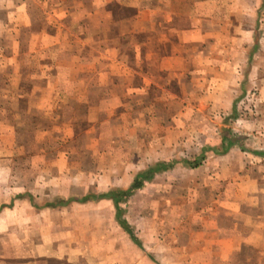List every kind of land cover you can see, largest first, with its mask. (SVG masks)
Instances as JSON below:
<instances>
[{
  "label": "crops",
  "instance_id": "crops-1",
  "mask_svg": "<svg viewBox=\"0 0 264 264\" xmlns=\"http://www.w3.org/2000/svg\"><path fill=\"white\" fill-rule=\"evenodd\" d=\"M95 1L0 0V138L16 136L14 124L7 126V117L15 119L23 104L30 105V113L39 115L45 107L58 104L53 95L61 89L76 90L81 94L77 104L84 105L89 103L83 93L87 89L103 90L107 93L105 97H110L109 91L116 88L123 92L112 96L117 102L114 104L124 107L120 111L136 117V126L133 123L130 128L145 126V136L139 139L145 137L146 146L147 139L160 138L159 132L169 131L170 121L148 116L146 107L150 104L139 102L140 95L155 89L162 91L158 97L162 103L169 100L181 103L182 97L171 90L190 87L199 99L198 105L207 107L210 122L205 131H198L206 139L196 146L201 160L189 168L190 174H195V179L190 180L193 205L190 224L181 226L184 213H145V221L149 216L156 218L158 240L154 244L145 237V242L138 245L111 216L108 227L102 225L103 220L92 225H74L76 233L88 230L91 241H83L85 235L79 237L75 232L64 237L56 235L55 230H65L67 223L55 224V214H85L87 208L93 207L111 211L113 202L71 201L65 206L51 207L50 203L36 209V201L32 200L43 192L34 191L31 184L23 187L20 182L23 165L0 162V264H55L57 260V264H121L119 255L126 259L123 264H264V259L240 258L247 247L264 250V147L249 148L241 142L242 134L256 130L253 136L264 143V52L252 50V44H246L244 28L230 33L228 23L224 26L223 20L214 17V5L208 0H139L127 5L110 0L129 11L126 18L113 22L115 26L129 25L124 32L107 31L101 18L98 24L93 23L107 3L97 0V10L89 8ZM182 9L189 12L186 17L189 23L184 26L179 16ZM108 11L105 6L104 15L113 20ZM60 77L63 84L57 81ZM252 89L255 93L248 101L246 94ZM24 90L36 95L38 101L31 103L28 99L25 104L27 98L22 99L20 94L15 98L6 96V92ZM43 95L47 97L42 98ZM245 100L253 107L249 113L239 111ZM95 102L101 106L100 100ZM52 110L45 109L48 115H53V121L69 114L67 109ZM140 117L143 121L145 117V125H141ZM218 117H226L224 122L229 121L235 131L222 127ZM158 121L169 124L162 126ZM152 125L155 128L151 130ZM171 135L166 133L163 141L168 144L166 147L156 148L160 141L151 144L154 149L145 156V169L165 162L158 152H170L173 146V153H177L179 148ZM13 151L0 145L2 157L11 156ZM175 162L161 173L174 170ZM46 181L45 191L49 188L53 194L57 187L58 193L55 197L46 193V202L54 198L66 200L64 196L69 193H64V184H55L52 177L50 183ZM121 182L124 183L117 180L118 185ZM132 182L130 179L123 188L130 187ZM84 209L86 212L80 211ZM89 214L101 217L105 213ZM171 223L174 225L170 226ZM118 229H122V239L110 245L96 242L93 236L107 233L110 238ZM170 235H176L175 244L168 242ZM103 246L110 249V253L105 252L109 257L100 252ZM165 249L179 257L164 260Z\"/></svg>",
  "mask_w": 264,
  "mask_h": 264
},
{
  "label": "rangeland",
  "instance_id": "rangeland-1",
  "mask_svg": "<svg viewBox=\"0 0 264 264\" xmlns=\"http://www.w3.org/2000/svg\"><path fill=\"white\" fill-rule=\"evenodd\" d=\"M109 1L101 0L102 4L107 3L103 5L102 15L96 14L97 17L93 19V23L98 24L97 21L101 18L104 21L103 24L106 23L107 25V31L111 30L114 32L117 29L115 31L124 32L130 27L129 25L115 26L113 22H117L120 18H126L129 11L122 10L113 1ZM115 1L123 5L134 4L136 1L139 2V0ZM141 1L144 2L145 0ZM208 1H211L214 5V17L223 20L225 23L224 26L228 23L230 33L241 32L243 30L242 28H244L246 44L251 43L252 50L255 49L256 51L261 50V52H264V0ZM94 3V6L89 5V8L94 7V10H97L96 6L98 5V1L96 0ZM105 6L110 10L108 11V16L110 15L113 20L107 19L104 15ZM188 13L185 9L179 11L183 26L189 23L186 20ZM179 22L181 23V21ZM57 81L63 84L62 77L57 79ZM115 89L109 91L110 97H105L107 93L103 90L87 89L83 93H85V99L89 103L84 105L77 104V98H81V94L79 95L76 90L61 89L60 91H56L53 97L59 100H56L58 104L53 105V107H45V109H53L52 111L55 112L67 109L69 114L65 115L64 119L58 118V121H53V115H48L45 109L39 115H34L33 112L30 113L28 111L30 105L27 103L29 101L31 103L38 101L36 95H32L30 91L6 92V96L9 95L11 98H15L18 94L23 96L22 99L27 98V102L25 103L27 105L23 104L22 107L19 105L20 107L18 109L21 108L19 112L21 115L18 114L19 116H15V119L13 116L10 118L11 120L7 117V126H10L12 123L14 124L16 127V136H8L6 139L0 138V145H5L7 149L14 151L11 156L2 157L0 155V162H11L23 165L21 171L22 180L20 181L23 187L31 184L30 187L34 191L38 189L43 192L37 194L33 200L31 195H28L33 202L36 201L34 205H36V209H39L46 204L55 203L58 199L54 198L52 202L45 201L46 193L47 195H53V197L58 194L55 192L57 187H54L53 194L49 192V188L47 192L45 191L46 180L50 183L49 178L51 177L55 184L65 185V194L69 193L71 196L74 195L72 197L77 198H82L86 195H101L111 190H126L129 186L123 188V184L130 179L133 180L137 174L144 171L145 156L150 151L153 152L152 150L154 149V146L151 144L160 141L161 144H157L156 148L166 147L168 144L163 142L165 141L166 133H172L171 136L172 138L174 137L175 145H177L175 147L179 148L177 153H173V146H171L170 152L166 150L167 153L158 152V154H162L161 156L165 158L163 161L167 163L174 160L177 161L174 170L172 169L155 176L151 182L145 181L148 183L145 184L141 191L120 203L122 209L120 218L127 222V226L129 225L128 229L133 231V236L136 239L134 242L139 245V242H145L146 237L150 243L154 244L158 240L156 239L157 230L155 229L157 223L154 222L156 218L153 220L154 217L149 216V219L145 221V213H184L181 215L182 225H180L190 224V218L193 213L190 180L191 177L195 179V174H190V164H187L186 161L188 163H199L201 160L200 154H196V146L206 141L204 133L198 131H205L206 124L210 123L206 116L208 112L207 107L198 105L197 101L199 99H196L195 91L190 89V87H184L180 91L171 90V92H175L182 97L181 103L180 101L174 102L171 100L162 103L158 98L161 96L162 91L155 89L149 90L144 96L140 95L142 99L139 102L150 104V106L148 105L146 107L148 116L154 119L158 117L159 120L166 118L170 121L169 131L159 132V135L162 133L160 138H151L149 141L147 139V145L145 146V137L139 139L145 136V126L143 128H134V130L130 128L133 123L135 124L136 117L130 112L120 111L124 109L123 106L119 105L116 107L114 103L117 102L112 96L121 94L123 90ZM254 93L255 90L253 89L247 91L246 97L249 98L246 99L248 101L251 100ZM46 97L47 95H43L42 98ZM95 100H100L101 106L94 104L96 103ZM248 101L245 100L246 104H241L242 106H240L239 111L249 113L251 109L253 110L252 105ZM143 109L145 111V104H143ZM179 115H181V118H176ZM174 117L175 121L173 120ZM140 118L141 125H145V117L144 121L143 117ZM218 118L219 120H217ZM218 118H214V120H217L222 127L234 128L230 126L229 121L224 122L226 121V117ZM157 123L162 126L169 124L165 121H158ZM137 127H139V124H137ZM154 128L155 126L153 127V125L150 127L151 130ZM196 134L199 135L198 138ZM255 134L256 130H248L246 134L241 135V142L244 141L249 148L253 147L256 149L258 147H264L263 142L255 139L253 136ZM150 146L153 148L149 149ZM135 150L139 152H135ZM150 162L151 164L153 163V161ZM63 176L66 178L63 179ZM117 180L124 181V183L121 182L122 185H118ZM69 195H65V199L70 198ZM200 204L196 203L197 206ZM104 209L106 212L99 208H87V213H80L73 216L55 214V224L67 223L65 230H55V234L63 237L68 236L76 231V226L92 225L98 220H103V226H109L110 216L113 219L116 218L115 209L113 206L110 208L111 211L108 208ZM74 211L76 212V210ZM80 211L86 212L85 209ZM89 213L105 214L101 217H92ZM231 221L226 222L228 224ZM173 225L171 223L170 226ZM147 226H150V228H147ZM249 227L250 225L247 224V228ZM121 230L118 229L117 232L114 230V234L110 238L107 233H98L93 236L96 242L102 243L104 241L103 244L106 242L110 245L116 240L120 241L122 239ZM87 231L82 230V234L86 237V240H83L85 242L91 241V236L87 234ZM76 234L79 237L82 235L78 230ZM175 237L176 235H170L168 242L175 244ZM109 251L110 249L108 247L104 248V246L100 249V252L106 257H109V255L105 254V252L110 253ZM163 254L165 256L164 260L179 257L175 252H168L166 249L163 251ZM240 258L264 259V250L262 249L259 252L247 247L241 251ZM119 260L123 264L126 259H122V256L119 255ZM57 261L55 264H57Z\"/></svg>",
  "mask_w": 264,
  "mask_h": 264
},
{
  "label": "trees",
  "instance_id": "trees-1",
  "mask_svg": "<svg viewBox=\"0 0 264 264\" xmlns=\"http://www.w3.org/2000/svg\"><path fill=\"white\" fill-rule=\"evenodd\" d=\"M224 138H225V136H224ZM175 163H176L175 161H172L169 163L161 162V163H157L153 166L146 168L143 172L137 174L134 177L132 184L126 190H111L105 194L86 195L82 198L70 197L66 200L58 199L55 203H51L49 206H51V207L65 206L71 201L83 203V202H86L89 200L110 199L113 202V205L115 207V215H116L117 222L125 231H127L129 233L131 238L134 241H136V239L132 235L131 231L128 229L127 223L123 219L120 218L121 212H122V209L120 207V203L124 202L137 189L141 188L145 181H149L150 179H152L155 174H158V173H161V172L168 170L169 168L173 167ZM186 163L190 164V166H196L198 164L196 162H193V163L189 162L188 163L187 161H186Z\"/></svg>",
  "mask_w": 264,
  "mask_h": 264
}]
</instances>
